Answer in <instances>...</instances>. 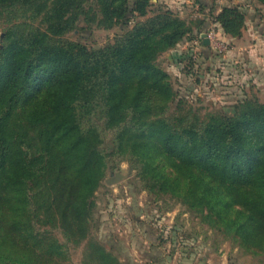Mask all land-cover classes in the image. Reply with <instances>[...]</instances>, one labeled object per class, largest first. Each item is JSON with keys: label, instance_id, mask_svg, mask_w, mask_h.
I'll return each instance as SVG.
<instances>
[{"label": "trees", "instance_id": "trees-1", "mask_svg": "<svg viewBox=\"0 0 264 264\" xmlns=\"http://www.w3.org/2000/svg\"><path fill=\"white\" fill-rule=\"evenodd\" d=\"M130 2L0 0L2 264H65L69 246L84 241L82 264H125L90 236L95 191L122 161L148 193L176 197L243 250L264 255V103L247 97L204 120L178 100L172 113L176 92L157 62L195 32L200 38L209 14L187 22L158 9L97 47L61 38L79 21L127 26L152 5ZM213 17L240 34L239 8Z\"/></svg>", "mask_w": 264, "mask_h": 264}, {"label": "rangeland", "instance_id": "rangeland-1", "mask_svg": "<svg viewBox=\"0 0 264 264\" xmlns=\"http://www.w3.org/2000/svg\"><path fill=\"white\" fill-rule=\"evenodd\" d=\"M145 16L131 14L127 26L110 28L79 21L75 30L62 39L78 40L89 47L101 46L144 20L156 10H170L187 22L207 13L209 44L195 32L173 48L162 52L157 62L169 74L175 90L170 107L176 102L207 120L209 114L232 112V105L250 97L264 103V3L260 0H151ZM132 6V0L130 2ZM223 6H235L244 12L240 34L223 31L214 20ZM210 10H212L211 13ZM99 17V15H98ZM40 17L34 25H40ZM6 23L0 19V45ZM195 31V30H194ZM201 36V34H200ZM108 136L110 132H107ZM124 168L127 175L107 184L109 172ZM96 206L90 223V236L98 239L125 264H264L263 254L240 248L220 230L211 228L199 215L176 197L157 196L143 189L135 169L128 162L108 166L95 191ZM52 232L63 242L60 228ZM85 241L70 245L65 264H82ZM0 264H2L0 262Z\"/></svg>", "mask_w": 264, "mask_h": 264}, {"label": "water", "instance_id": "water-1", "mask_svg": "<svg viewBox=\"0 0 264 264\" xmlns=\"http://www.w3.org/2000/svg\"><path fill=\"white\" fill-rule=\"evenodd\" d=\"M201 37L203 38L204 44H209V39L207 37V33L203 32L201 34ZM127 173L124 168H116L113 171L109 172L108 177L105 179V182L109 185L114 184L116 182L121 181L126 177Z\"/></svg>", "mask_w": 264, "mask_h": 264}, {"label": "built area", "instance_id": "built-area-1", "mask_svg": "<svg viewBox=\"0 0 264 264\" xmlns=\"http://www.w3.org/2000/svg\"><path fill=\"white\" fill-rule=\"evenodd\" d=\"M207 37H208V33H207Z\"/></svg>", "mask_w": 264, "mask_h": 264}]
</instances>
